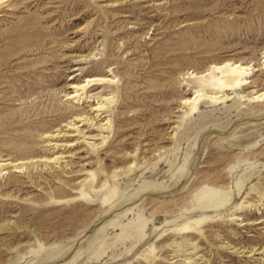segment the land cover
Here are the masks:
<instances>
[{
  "label": "rangeland",
  "instance_id": "374dc122",
  "mask_svg": "<svg viewBox=\"0 0 264 264\" xmlns=\"http://www.w3.org/2000/svg\"><path fill=\"white\" fill-rule=\"evenodd\" d=\"M4 5L0 160L29 163L0 173V264H149L142 254L150 245L158 255L152 264H264V254H241L264 250V101H250L264 91V0ZM228 60L252 67L257 84L237 88L226 103L204 100L189 114L181 101L194 85L183 75ZM99 73L117 82L89 88L80 102L70 98L72 83ZM112 95L111 109L95 113ZM55 156L50 165L36 161ZM203 187L231 190L222 213L243 205V221L215 217L201 234L171 233L175 223L166 222L191 209ZM138 214L154 221L147 242L131 252L116 234Z\"/></svg>",
  "mask_w": 264,
  "mask_h": 264
},
{
  "label": "bare ground",
  "instance_id": "6f19581e",
  "mask_svg": "<svg viewBox=\"0 0 264 264\" xmlns=\"http://www.w3.org/2000/svg\"><path fill=\"white\" fill-rule=\"evenodd\" d=\"M11 1L12 0H0V7L6 2H11ZM106 6L108 8L115 9L121 5L107 3ZM4 7H7V5H4L2 8H0V12ZM79 31H77L76 33H78ZM91 56H93V54L88 56L87 58ZM251 71H253V68L250 67L249 65H245L244 63H241V62H233L231 60H228L223 63L212 64L210 68L203 73L187 72L183 75V77H186L187 80H189V84L194 85V88H193L194 93L191 97H183L181 104L184 107L188 108L189 114H196L200 111V103H202L204 100L209 101L212 104L226 103L236 93L237 88H242L243 86H246V85H253L254 87L257 84L256 80H251V77H250V75L252 74ZM109 72L112 73V76L115 73L112 67H110ZM112 76L111 75L107 76L104 73H99L98 75L87 77L83 83H79V84L72 83L70 89H74L75 94H73L74 96L70 98L75 99V100L78 99V102H80L82 99L81 96L86 94L87 90L93 86H96V85H101L105 87L113 86L117 81H116V78ZM102 97H103L102 102H100L95 108H93L95 113L96 112L97 113L108 112L107 110H110L111 106L116 102L115 100L116 96L114 95L102 96ZM250 101H253L255 103L264 101V91L260 93H255V94L253 93V95H251ZM111 127H112V121L110 119L105 124L101 125V128L103 130H110ZM54 137H55V134H46L44 138H54ZM105 143H106V137H103L102 145ZM100 145L94 144L91 147L95 149V148H98ZM59 160H60V157L55 156L53 158H48V157L40 158L36 161H40L43 163L45 162L46 165H50L55 162H58ZM161 160L162 159L158 161L156 166L158 164L160 165ZM0 163H1L0 173H2L4 170H6L8 166H13L17 171H23V168L27 166L26 164H28L29 161L27 162L20 161V163H15L14 165H12L13 163L10 161L7 162V160H4L2 162V160H0ZM130 166H133V165H130ZM116 173L117 172L114 171L113 173L114 177H119V175ZM91 176L92 178H94L93 174H91ZM243 186L244 184L241 182L236 183V188L239 194L242 192ZM230 192L231 190L226 191V190H220V189H213L210 187H203L199 189L196 192V194L193 196V199L191 201L192 208L185 209L184 214L180 215L175 220H170L166 222V225L175 223V227L171 229L170 232L175 233L176 235H180L182 238H187V237H192L193 235L201 234V230L199 227L205 222H208L207 220H212L215 217H219L220 219L227 218V221H230V222H233V221L240 222L241 220L243 221V219H241L240 216H237V211L241 210L243 205H241L239 208H237L236 210L226 215L222 213V211H227L226 209L232 205ZM86 197H88V194L83 189H81L80 198L84 199ZM198 213H201L202 215L197 216ZM213 213H215L214 216L208 215V214H213ZM153 221L154 219H147L142 214H138L137 218L133 221V223H128L126 225L120 226L121 232L116 234L117 242H120V245L125 246V244L130 241L132 244V247H131V250L129 251L132 252V250H138L140 247H142L147 242L148 240L147 239V232H148L147 229H148V226L151 223H153ZM242 224L241 226L248 225V223H245V222H243ZM2 229L3 227L0 228L1 231ZM133 235H136L137 240L135 239V241H132ZM167 235L163 233L162 235H160V238L162 239L164 236H167ZM116 243L114 242V244L112 245L115 246ZM191 244L194 248H197V244L195 242L194 243L192 242ZM125 247H127V245ZM230 249H235V247L230 248ZM42 250H43V246L40 243L39 249L35 251V253L39 254ZM155 252H156V246L150 245L144 251V253L142 254V257L145 260H147L149 264H152V262H154L158 258V255ZM235 252L237 254V252H240V249H237ZM245 253L247 252L245 251L241 252L242 255L244 254L242 257L250 258L254 255H263L264 250L258 253L247 255V256H245ZM262 260L264 262V258H262ZM190 261L191 259H189V262Z\"/></svg>",
  "mask_w": 264,
  "mask_h": 264
}]
</instances>
